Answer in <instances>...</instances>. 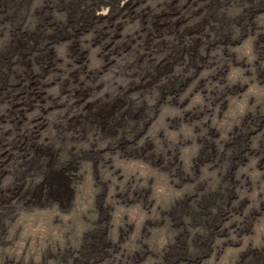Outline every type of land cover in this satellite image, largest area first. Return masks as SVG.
<instances>
[{"label": "rangeland", "instance_id": "rangeland-1", "mask_svg": "<svg viewBox=\"0 0 264 264\" xmlns=\"http://www.w3.org/2000/svg\"><path fill=\"white\" fill-rule=\"evenodd\" d=\"M0 264H264V0H0Z\"/></svg>", "mask_w": 264, "mask_h": 264}]
</instances>
